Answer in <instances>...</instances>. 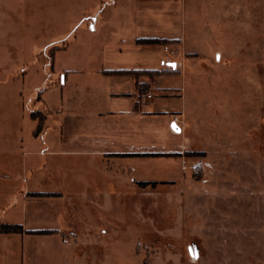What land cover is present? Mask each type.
<instances>
[{"label": "rangeland", "instance_id": "374dc122", "mask_svg": "<svg viewBox=\"0 0 264 264\" xmlns=\"http://www.w3.org/2000/svg\"><path fill=\"white\" fill-rule=\"evenodd\" d=\"M178 7L183 16L176 20L173 13L174 27L162 33L184 35L186 50L198 54L170 50L172 57L190 61L179 64L185 73L178 69L172 81L160 83L185 88L189 112L200 120L186 127L190 147L167 155L169 161L150 155L144 188L108 179L100 158L73 152L80 145L75 113L64 118L62 141L53 118L45 132L43 124L33 135L37 119L50 114L40 88L61 82L49 72L50 48L67 44L75 28L62 36L63 28L41 24L27 30L23 44L21 26L3 20L14 39L0 46V222L75 232L76 264H264V0H195ZM32 111L39 113L34 120ZM154 139L155 146L184 141L180 135ZM182 155L190 158L188 171L175 178ZM166 168L173 176L168 180L161 178L170 175L161 172ZM25 189L63 196L26 200L31 195ZM10 244L0 240V247ZM17 245L13 264L21 260Z\"/></svg>", "mask_w": 264, "mask_h": 264}, {"label": "crops", "instance_id": "0c3cea01", "mask_svg": "<svg viewBox=\"0 0 264 264\" xmlns=\"http://www.w3.org/2000/svg\"><path fill=\"white\" fill-rule=\"evenodd\" d=\"M194 1L0 0L1 47L8 40L10 42L14 39L8 37L9 32L3 25L4 19L21 26L24 32L21 37L23 44V39L29 38L27 30H33L41 24L63 28L62 36L71 28H75L72 39L55 51L53 64L52 66L49 64V72L61 77V82L52 85L60 88L51 86L52 88L42 91L43 105L50 113L44 120L43 132L49 126L50 118H53L57 121L56 125H52L53 132L56 134L59 132V139L62 141L66 130L64 118H67L68 113H75L77 119L73 125L77 135L74 138L80 141V145L73 152L82 156L90 153L100 158V169L105 171L108 179L122 178L139 188H144L139 183L150 180L145 169L143 170V165L151 157L150 154L161 156L167 161L172 159L167 155L180 154L182 149L191 145L190 139L185 136L187 125L194 126L200 119H195L189 112L185 88L160 83L162 80L172 81L175 75L149 77L113 72L179 69V75L185 73L183 69L180 70L179 64L183 59L190 61V58H174L170 50L180 48L183 53H197V51L186 50L184 35H164L162 30L167 25V29L174 27L173 13L176 20L183 16L181 11L178 12L179 3L184 7L186 4H193ZM3 11L8 15H3ZM189 11L191 13L192 9L189 8ZM191 17L188 16L189 20ZM182 20L180 25L181 29H184L187 23L186 15ZM199 24L203 26L202 20ZM141 38L167 41L165 43L138 41ZM50 42L54 41L50 40L46 44ZM79 45L82 47L81 53L76 57L62 60L63 54ZM161 51L164 56L161 55ZM104 71L112 73L105 74ZM138 84H147L149 88H140ZM147 92L150 93V97L146 96ZM52 93L57 97L54 102L48 99L49 94ZM178 100H180L179 104L174 105L173 101ZM174 116L178 118L175 123L179 128L178 131L171 128ZM179 135L184 139L180 145L166 141L157 146L153 145L155 136L174 139ZM42 136L44 138V133ZM189 159L183 155L179 158L181 173L174 176L175 178H181L187 173L186 161ZM161 172L170 174L166 178H161L168 180L173 177L167 168ZM30 192L60 194L44 197L63 196L61 192L56 191L25 189L23 193ZM30 198L32 196L25 197L26 200ZM19 225L25 230H57L58 233H0V240L12 242L10 247L7 245L0 247V264L14 263L13 246L17 248L18 242L21 243L22 251L20 264H76L80 258L77 255V249L80 247L79 238L75 232L50 224ZM15 262L18 264V258Z\"/></svg>", "mask_w": 264, "mask_h": 264}, {"label": "trees", "instance_id": "16d2710c", "mask_svg": "<svg viewBox=\"0 0 264 264\" xmlns=\"http://www.w3.org/2000/svg\"><path fill=\"white\" fill-rule=\"evenodd\" d=\"M138 41H142V42H158V43H165L167 40L166 39H152V38H141L138 39ZM58 49H60V47L58 46H52L50 48L49 54L47 56V60L49 62V64L52 66L53 64V57H54V53L55 51H57ZM105 74H109L112 72L109 71H104ZM113 73L115 74H129V75H138V74H145V75H150V76H161V75H178L179 72L177 70H171V69H161V70H127V71H114ZM46 88H50V87H44V88H40V91L38 93H41L42 91H44ZM46 113L47 110H46ZM37 112L32 111L31 112V119H36L37 117ZM44 120L45 117H39L37 119V126L36 129L33 132V135L36 137L43 129V124H44ZM150 155H155V154H150ZM149 183L147 182H140L139 185L140 186H146ZM29 195L31 196H59V193H54V192H32L29 193ZM0 233L3 234H11V233H26V234H53V233H58L57 230H25L23 229V227L19 224H8V223H2L0 222Z\"/></svg>", "mask_w": 264, "mask_h": 264}, {"label": "water", "instance_id": "95a60500", "mask_svg": "<svg viewBox=\"0 0 264 264\" xmlns=\"http://www.w3.org/2000/svg\"><path fill=\"white\" fill-rule=\"evenodd\" d=\"M171 128L175 131H178L179 129L174 122L171 123Z\"/></svg>", "mask_w": 264, "mask_h": 264}, {"label": "built area", "instance_id": "2783aa9c", "mask_svg": "<svg viewBox=\"0 0 264 264\" xmlns=\"http://www.w3.org/2000/svg\"><path fill=\"white\" fill-rule=\"evenodd\" d=\"M168 65H169V64H168ZM146 96H147V97H150V93H146ZM177 119H178L177 116H174V117H173V122L176 123V122H177Z\"/></svg>", "mask_w": 264, "mask_h": 264}]
</instances>
